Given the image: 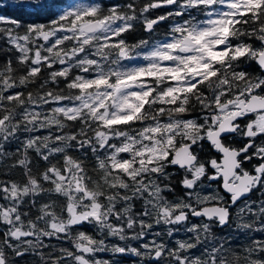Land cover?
<instances>
[{"label":"snow or ice","instance_id":"snow-or-ice-1","mask_svg":"<svg viewBox=\"0 0 264 264\" xmlns=\"http://www.w3.org/2000/svg\"><path fill=\"white\" fill-rule=\"evenodd\" d=\"M7 7L0 264H264V0Z\"/></svg>","mask_w":264,"mask_h":264},{"label":"trees","instance_id":"trees-1","mask_svg":"<svg viewBox=\"0 0 264 264\" xmlns=\"http://www.w3.org/2000/svg\"><path fill=\"white\" fill-rule=\"evenodd\" d=\"M41 2H43V0H41L39 3H41ZM9 5H11V4L4 3L3 5H0V6H5V7H0V11H3L5 14L13 15L14 17L15 16H20L22 14V13H20L18 11H15L11 7H7ZM28 10L32 11L33 9H28ZM159 11L162 12V11H164V9H161ZM34 20H35V17H32V18L27 19L25 22H33ZM36 22H41V21H36ZM141 37H142L141 33L132 34V35L129 36V41L130 42H135L136 40L140 39ZM33 159H34V162H38L39 163V166H40L41 169L45 166L43 162L36 161V158H35L34 154H33ZM4 171H5V169L0 168V179H16V178H19V176L21 174V170L20 169H16L9 176H4L3 175ZM101 255H103V256H105V258H107L109 254H101ZM133 262H135V264H142V262L140 261V258H136V257H132L129 260H126L124 262V264H133Z\"/></svg>","mask_w":264,"mask_h":264},{"label":"rangeland","instance_id":"rangeland-1","mask_svg":"<svg viewBox=\"0 0 264 264\" xmlns=\"http://www.w3.org/2000/svg\"><path fill=\"white\" fill-rule=\"evenodd\" d=\"M41 0H35V3H39ZM31 2V0H30ZM73 0H66L65 1V5L68 4V3H72ZM4 3L6 4H12L13 3V0H0V5H3Z\"/></svg>","mask_w":264,"mask_h":264},{"label":"flooded vegetation","instance_id":"flooded-vegetation-1","mask_svg":"<svg viewBox=\"0 0 264 264\" xmlns=\"http://www.w3.org/2000/svg\"><path fill=\"white\" fill-rule=\"evenodd\" d=\"M235 239H236V243L240 246H243L246 242L244 236H238V237H235Z\"/></svg>","mask_w":264,"mask_h":264}]
</instances>
